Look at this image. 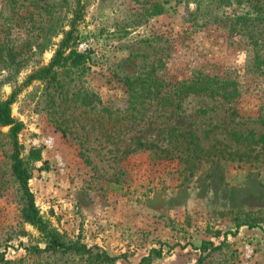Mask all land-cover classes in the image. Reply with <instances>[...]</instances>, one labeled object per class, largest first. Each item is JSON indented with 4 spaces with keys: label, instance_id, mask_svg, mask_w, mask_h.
<instances>
[{
    "label": "rangeland",
    "instance_id": "374dc122",
    "mask_svg": "<svg viewBox=\"0 0 264 264\" xmlns=\"http://www.w3.org/2000/svg\"><path fill=\"white\" fill-rule=\"evenodd\" d=\"M80 2L0 0V102L14 94L23 154L40 151L29 181L39 216L91 252L44 250L45 236L22 219L0 127V264H112L104 253L139 264L161 245L144 264H264V125L232 119L220 99L178 92L198 72L219 74L238 84L239 114L256 116L264 74L251 65L264 55V0ZM75 11L84 64L29 80ZM202 241L219 248L201 251Z\"/></svg>",
    "mask_w": 264,
    "mask_h": 264
},
{
    "label": "trees",
    "instance_id": "16d2710c",
    "mask_svg": "<svg viewBox=\"0 0 264 264\" xmlns=\"http://www.w3.org/2000/svg\"><path fill=\"white\" fill-rule=\"evenodd\" d=\"M223 1V0H220ZM218 2V0H217ZM225 5H229V0H225ZM76 7L82 8L80 0H77ZM264 15V13H263ZM80 18V15L77 11L73 13V17L69 23L70 29L63 33V38L58 44V47L54 53V56L51 62L44 68H42L38 73H34L29 76V80L38 79V80H47L53 81L56 78L55 69L64 66L68 61L73 67H78L79 65L84 64L85 55L84 53H78L74 48L77 40L79 39L78 31L76 30L77 20ZM239 20H247L245 17H237ZM256 68L259 70V73L264 74V55L257 56L251 65V69ZM136 81L128 80L129 86H133ZM186 83V82H185ZM187 86L185 88V92L178 90L180 94H203L211 99H220L222 103L227 105L226 112L232 119L244 120V124L250 123H258L264 125V100L258 107L256 112V116L253 118L243 117L239 114V111L236 107L237 99L240 97L241 93L238 90V84L234 80L224 79L219 74H209L198 72L193 75L189 81L187 82ZM183 88V87H182ZM151 92H147V96H149ZM177 95V94H176ZM12 96L4 101L0 102V127H7V138L10 146L9 160H10V172L14 178V181L18 184L19 190L22 193V197L26 202V205L21 210L22 219L29 223L30 225L37 228L46 239V247L44 250L48 251H68V250H76V251H84L91 252L90 248H87L85 245L80 243H72L67 244L62 241V238L57 234L51 231L46 223L43 222L41 217L39 216L38 209L35 205L34 196L30 191L29 181L33 177V171L35 169L34 163L41 161V154L38 149H31L27 155H24V147L19 141V134L23 129V125L21 122L15 120L11 115V104L13 103ZM170 104V103H169ZM251 132V131H249ZM190 134V135H189ZM191 132L188 131L184 141L188 143V145H193V149L189 151V155L196 156L195 152L199 150L198 144L194 141H197V138L191 136ZM260 139L262 137H259ZM194 139V140H193ZM138 148L143 150H153L155 153L162 154L166 153L165 149L158 147L154 143H139ZM188 151L189 149H185ZM184 150V151H185ZM224 149H220L219 155L224 157L226 153H223ZM232 154L229 153L228 156ZM168 156V154L164 155V157ZM227 234H235L230 231H226L223 233L224 236ZM214 235L216 237L220 236V231H215ZM162 246L159 249H152L147 257L141 259L139 264H144L146 260H150L152 257L160 258L162 254ZM172 248V247H171ZM208 248L217 249V247H213V243L209 241H202L200 244V250L205 251ZM3 256L0 255V262L3 260ZM102 257L106 260L114 264L117 257H109L105 253L102 254Z\"/></svg>",
    "mask_w": 264,
    "mask_h": 264
}]
</instances>
